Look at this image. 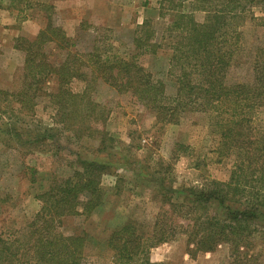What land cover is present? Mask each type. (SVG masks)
I'll return each instance as SVG.
<instances>
[{"label": "trees", "instance_id": "1", "mask_svg": "<svg viewBox=\"0 0 264 264\" xmlns=\"http://www.w3.org/2000/svg\"><path fill=\"white\" fill-rule=\"evenodd\" d=\"M252 6L264 8V0H194L187 13L182 4L172 6L176 12L167 24L174 34L169 57L174 78L171 93L137 62L139 56L154 55L161 48L146 23L139 28L143 38L133 37L135 53L129 59L102 51L100 45L87 54L78 52L75 39L49 18L33 41L18 39L15 48L24 53L23 84L17 93H0L20 109H31L43 95L55 108V123L61 127L39 125L28 132L2 122L0 137L9 136L20 147L46 149L42 146L64 132L76 139L96 133L91 124L102 117L103 107L90 99L87 90L69 89L73 80L90 77L117 94L130 95L153 112L159 124L178 125L186 114L207 116L211 132L218 137V157L233 158L227 181L173 190L165 188L163 179L152 178L161 189L154 198L164 208L149 232L127 220L109 233L103 246L112 253L113 264H165L152 262L151 250L180 235L186 236L190 254L227 245L229 256L221 264H264V254L256 250V239L264 244V127L257 123L264 115V42L246 47L240 31L247 17L264 26V18L256 17ZM195 12L204 13L202 22L196 21ZM51 45L63 53L62 58H52L47 50ZM237 67L244 73L230 77ZM49 79L56 81V89L42 92ZM115 165L77 159L70 176L51 177L35 195L40 207L32 220L24 228L0 233V264H86V248L96 243L84 231L63 234L62 222L71 216L87 219L102 204L101 178ZM29 173L34 184L38 172L29 168ZM171 194L181 195L182 200L174 202Z\"/></svg>", "mask_w": 264, "mask_h": 264}, {"label": "rangeland", "instance_id": "2", "mask_svg": "<svg viewBox=\"0 0 264 264\" xmlns=\"http://www.w3.org/2000/svg\"><path fill=\"white\" fill-rule=\"evenodd\" d=\"M58 1L50 0V3ZM28 2L41 4L34 0L18 1L15 11L26 9ZM104 2L71 3L67 7L68 14L66 10H58L57 6L49 8L42 3L43 8L34 6L25 13L22 11L25 20L16 19L14 15L8 17V10L3 12L0 15V37L4 35L7 42L2 41L4 44L0 48V92L17 93L21 89L24 53L15 46L20 45L18 39L33 41L46 27L47 18L54 26L63 28L69 38L75 39L78 52L87 54L94 46L100 45L102 51L106 49L124 59L135 53L133 37L143 38L139 28L146 23L154 32V42L161 44V48L154 55L139 56L137 62L155 80L165 84L167 93L173 92L174 78L169 73V57L174 34L168 30L167 24L176 12L172 6L182 4L181 10L187 13L194 0ZM251 12L264 18L263 7L252 6ZM204 16L202 12L194 13L198 22H202ZM249 18L240 27L246 47L264 42V26L255 25ZM95 38L97 43H94ZM47 50L53 59L63 56L52 45ZM244 71L237 67L231 71L230 77H240V72ZM87 79L73 80L69 89L74 93L87 90L90 99L103 107L100 110L102 117L91 124L101 134L97 131L76 139L64 132L50 145L42 146L46 149L20 147L9 136L0 137V233L8 234L24 228L39 210L40 203L35 195L48 186L51 177L61 180L70 176L77 159L111 162L116 165L111 167L109 175L104 174L101 178L102 204L87 219L83 216L67 217L62 222L61 231L66 235L87 232L96 243L86 248V264H113L112 253L103 246L109 233L127 220L139 223L143 231L149 232L164 208L160 199L154 198L161 189L152 178L163 179L165 188L173 190L201 187L210 181H227L233 158L218 157V137L211 132L207 116L192 113L183 116L178 125L159 124L155 114L130 95L117 94L102 81ZM55 89L56 81L49 79L42 92ZM41 96L31 109H20L13 100L5 99L0 93V125L6 122L28 132L39 125L43 129L60 128L61 125L55 123V108ZM259 117L257 123L264 127V115ZM100 140H103L102 145ZM29 168L38 172L34 184L30 183ZM171 196L174 202L182 200L179 194ZM188 250L186 236L180 235L176 240L152 249L150 259L165 264H221L229 256L227 245H220L213 252L190 254ZM256 250L264 254V244L259 239H256Z\"/></svg>", "mask_w": 264, "mask_h": 264}, {"label": "crops", "instance_id": "3", "mask_svg": "<svg viewBox=\"0 0 264 264\" xmlns=\"http://www.w3.org/2000/svg\"><path fill=\"white\" fill-rule=\"evenodd\" d=\"M17 1L18 0H0V15H2L3 12H5V11L8 10V17L14 15V17H16V19L20 18V19L25 20L26 16L23 15V12L22 11H24V13H25V11L33 8L34 6H40V7L43 8V4L44 5H49L51 7L57 6L58 10H61V11L66 10L67 11V14H68L69 11L67 10V7L71 3L73 4V3L97 2L98 0H60V1L56 2L55 4H51L50 3V0H34V1H39L41 4H31V3L28 2V5H27L28 7H26V9L16 10L15 11V8L14 7H15V4H16ZM99 1H102V0H99ZM104 1L105 0H103V2ZM39 2H37V3H39ZM47 3H50V4H47ZM2 4H6L7 5L6 8H4V6ZM107 4H109V3H107ZM8 7H10V8H8ZM67 14L65 15V18H67V16H68ZM3 15H5V14H3ZM14 17H12V18H14ZM3 37H4V40H3ZM2 41L3 42H5V41L7 42V39L5 40V36L4 35L0 37V48L4 44V43H2Z\"/></svg>", "mask_w": 264, "mask_h": 264}]
</instances>
